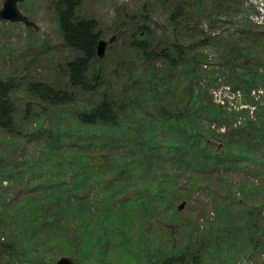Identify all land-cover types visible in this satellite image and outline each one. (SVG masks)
I'll use <instances>...</instances> for the list:
<instances>
[{"label": "trees", "instance_id": "1", "mask_svg": "<svg viewBox=\"0 0 264 264\" xmlns=\"http://www.w3.org/2000/svg\"><path fill=\"white\" fill-rule=\"evenodd\" d=\"M81 5L82 0L53 1L64 41L81 54L67 65L68 83L57 86L37 81L27 83L24 89L32 96L33 103H26L23 121L20 122L16 105L20 84L13 79H0V130L6 132L1 139L5 150L2 154L0 152V188L4 189L2 181H9L12 194L18 199L16 202L4 201V207L10 205L14 208L10 215H18L9 219L3 211L0 212V226H7V231L0 230V256H18L23 258L21 260H26L21 264H39L44 261L40 257L41 253L49 252L55 256L83 253L87 244L94 240V243L104 245L101 246L100 261L98 260L104 264H139L146 250L160 253L162 245L174 256L178 254L177 259L180 262L185 260V264H237L238 256L253 258L258 249L264 250V203L258 205L256 199L250 197L255 193V188L248 182L236 187L247 199L244 211L233 206L228 209V205L212 201L217 214L216 224L208 223L201 230L196 223L191 230L192 234H185L182 245L169 239V235L175 234V231L168 233L172 226H157L158 233L155 234L154 227L148 228L146 222L147 218L160 212L177 213L172 195H176L175 186L178 184L170 181L171 186H168L162 182L166 172L159 169V165L172 163L180 169L193 168L204 172L211 170L218 174L222 171H254V180L264 181V92L258 98L252 94L260 86L264 87V74L260 72L262 61L243 51L227 55L231 87L238 90L233 95L236 100L240 99V89H243L246 91L248 105L246 108H240L241 105L230 107L231 99L228 96L223 95L221 100L224 103H218L207 88H200L197 92L194 87L196 77L184 65L186 53L183 47L174 46V50L166 48L161 53L148 52L146 38H137L136 46L142 48L144 56L149 59L164 58L168 63L167 70L170 65L175 71H155L141 76L147 92L145 102L139 101V92L131 98H112L102 91L101 97L94 98L95 90L88 82L87 73L90 61L97 56L100 36L96 32V22L79 15ZM189 11L190 6L181 2L173 17H183ZM143 29L149 32V28ZM177 71H186V76L191 75L187 80V89L191 95L183 105L187 106L185 110L180 108L182 105L178 107V101L170 96L171 89L176 86ZM129 77L133 79L132 75ZM95 80H100L97 74ZM160 81L168 83L162 93L158 87ZM217 85L215 83L213 87ZM70 88H81L92 98L89 106L80 108L76 113L78 121L69 120L72 111L68 106L74 104L77 98ZM166 99L169 104L165 103ZM191 104L201 106L193 108ZM55 109H59L57 115L53 112ZM205 109L209 113L208 125L198 119V115ZM29 120L36 122L38 127L29 126ZM157 121L166 123L167 130L174 132L167 138L182 142L175 150L167 147L161 133L152 139L148 137L153 129L152 122ZM109 129L123 130L129 136L107 138L106 131ZM40 136L45 139L44 142L35 145V152H31L28 144ZM80 136L82 138L76 140ZM147 139L153 141L146 143ZM159 140H164V144L157 143ZM200 144L213 152L202 156L192 155ZM144 148L150 152L149 160H142L145 157ZM118 151H124L125 157L122 160L118 159ZM16 153L22 158L21 161L14 158ZM85 171L95 175L97 186L102 177L109 184L110 176L126 185H121L122 188L115 190V194H109H118L119 204L125 202L119 208L111 206L110 210V214L115 216L112 222L115 234L127 237L124 249L108 252L107 245L104 244L107 238L101 228L97 237L91 234L90 224L85 227L83 224V230L79 233L74 230L80 222L74 220L71 223L65 204L74 192L90 193L91 183L77 178L84 175ZM54 173L62 178L58 179L57 184L43 185L41 178L31 184L26 181L30 177L53 179ZM69 173L72 178L67 177ZM134 179L137 180L133 181ZM148 184L154 185L152 193L147 189H140ZM182 186L188 187L185 184ZM198 186L213 188L202 183ZM19 187L22 188L20 192L17 190ZM39 197L56 202L55 208L49 209L37 202ZM65 197L68 198L63 200ZM1 199L3 194L0 195V203ZM227 199L229 202H239L236 197H224L225 202ZM71 209L73 208H69V211ZM90 211L86 209V212ZM139 211H142V215L138 218ZM137 220L141 222V227L139 235L135 236L132 230ZM13 222L16 226H13ZM179 222L185 226L188 223ZM46 227L53 230L46 231ZM12 235L19 238L18 242ZM3 237H6L7 243L1 242ZM159 257H164V254ZM160 261L161 264H175L177 260ZM256 264H264V261Z\"/></svg>", "mask_w": 264, "mask_h": 264}, {"label": "rangeland", "instance_id": "2", "mask_svg": "<svg viewBox=\"0 0 264 264\" xmlns=\"http://www.w3.org/2000/svg\"><path fill=\"white\" fill-rule=\"evenodd\" d=\"M4 1L0 0V10ZM53 1L25 0L19 4V9L39 26L38 31L21 23L12 24L0 20V79H13L20 84L16 99L17 117L20 122L23 121L26 103H33L32 96L25 92V85L36 81L51 86L68 83L67 65L81 55L80 52L64 41ZM181 2L188 4L190 11L183 17L175 19L173 15ZM79 15L96 22V32L99 33L100 40L110 41L116 38L114 43L108 45L104 58L96 56L90 61L87 78L92 89L95 90L94 98L101 97L102 91L108 93V96L112 98H131L139 92V101L145 102L147 92L141 82V76L155 71H168V73L175 71L170 65L167 70L168 63L164 58L149 59L144 56L142 48L136 46L137 38H146L148 52L161 53L166 48L174 50V46L183 47L186 53L184 65L186 69L191 70V75L196 77L194 87L197 92L200 88H207L208 93L213 94L218 103H224L221 100L223 95L228 96L231 99L230 107L231 105H241L240 108H246L248 105H246V91L240 89L242 97L238 100L233 95V92L236 93L238 90L231 87L232 78L229 77L230 68L226 61L228 54L240 51L251 53L262 61L263 66L260 67V72L264 74V0H82ZM143 28H149V32ZM177 72L175 73L176 86L171 89L170 96L178 101V107L182 105L180 108L185 110L187 106L183 107V105L187 103V98L191 95L190 90L187 89V80L191 78V75L186 76V71ZM96 74L100 79L98 82L95 80ZM129 75H132L133 79ZM174 78L171 77V79ZM215 83L218 85L213 87ZM167 84L160 81L159 92L162 93ZM127 85L128 87H126ZM70 90L76 93L77 98L74 104L68 106L71 107L70 111H72L69 120L78 121L76 113L80 108L89 106L92 98L89 93L82 91L81 88H70ZM263 92L264 87L260 86L252 94L258 98L259 95H263ZM165 101L169 104L168 99ZM191 105L193 108L201 106ZM53 112L57 115L59 109H55ZM198 119L201 123L208 125L210 120L208 110L205 109L203 113L198 115ZM28 122L29 126L38 127L36 122L33 123V120ZM152 126L153 129L148 136L150 139L161 133L164 135L169 149L175 150L177 146L182 144L179 139L167 138L174 132L167 130L166 123L152 122ZM5 134V131L0 130L1 154L5 150L1 143ZM121 135L129 136V133L116 129L106 131L107 138ZM41 137H39L40 139L35 138V141L28 144V149L31 152H35L33 149L35 145L38 146L44 142L45 139H41ZM81 138L82 136L76 140ZM150 139H147L146 143L153 141ZM158 142L164 144V140ZM172 143L175 145H171ZM194 151L196 153L192 155L198 156L213 152L201 144ZM68 152L71 151L68 150ZM149 153L144 148L145 157L142 160H149L151 158ZM116 154L119 160L125 157L124 151H118ZM14 158L17 161L22 160L17 153ZM194 158L198 159V157ZM159 169L166 172L162 182L168 186H171L170 181L178 184L175 186L176 195H172L177 213L174 214L172 211L171 214L160 212L154 217L147 218L146 226L148 228L154 227L155 234L158 233L157 226H172L168 233L175 231V234L169 235V239L174 240L175 243L179 242L181 245L185 234H192L191 230L196 223L201 230L208 223L216 224L217 214L212 201L228 205V209L233 206L235 209L244 211L243 208H246L247 199L236 190L239 184L246 182L253 184L255 193L250 197L253 200L256 199L258 205L264 203V181L256 182L253 175L254 171H222L218 174L211 170L204 172L193 168L180 169L172 163L159 165ZM40 170L42 173V169ZM100 173H103V169L100 170ZM67 177L72 178L71 173ZM40 178L43 185L57 184L58 179H62L61 175L58 176L54 173L53 179L52 177L46 180L42 177H30L26 181H30L31 184ZM77 178L81 181H89L91 184L90 193L74 192L65 204V210L72 219L71 223L74 220L80 222L74 230L79 233L83 230V224L84 227L90 224L92 226L91 234H95L97 237L99 228H101L107 238L104 244L107 245L108 252L124 249L127 246V237H119L115 234L112 226L115 216L110 214V210L111 206L119 208L125 202L119 204V195L109 196V194H115V190L122 188L121 185H126L115 180L114 176H110L109 184L102 177L97 186L95 175L88 171H85L84 175L77 176ZM135 180L137 179L133 181ZM199 183L211 185L213 188L200 187L198 186ZM182 184L188 187H183ZM2 185L4 189L0 188V195L3 194L4 200L1 199L0 212L3 211L5 217L10 219L18 214L10 215L11 212H14V208H11L10 205L4 207V201L16 202L18 199L12 194L9 181H2ZM140 189H147L149 193H152L154 185L148 184L140 187ZM17 190L20 192L22 188L19 187ZM229 196L236 197L239 202H229L228 199L225 202L224 197ZM67 198L65 197L63 200ZM36 201L49 209L56 206V202L48 201L43 197L37 198ZM181 204L185 205L182 210L179 209ZM69 208L73 209L69 211ZM86 209L91 211L86 212ZM91 212L92 215H90ZM140 215H142V211L138 212L137 217L139 218ZM87 216L89 217L87 218ZM179 221L188 222L187 226ZM13 226H16L14 222ZM140 227L141 222L137 220L133 225L132 234L138 236ZM0 230L7 231V226L1 224ZM45 230L52 231L53 229L46 227ZM12 236L18 242L19 238ZM93 241L87 244L83 253H69V256L60 254V256H55L49 252L41 253L40 257L44 261L39 264H56L61 256L68 257L77 264H104L98 262V260L100 261L101 246L104 245ZM1 242L7 243L6 237H3ZM262 243L264 244V238ZM19 247L22 248V245L19 244ZM160 250V253H153L150 249L146 250L142 254L139 264H161L160 259H175L177 260L175 264L187 263L185 260L180 262L177 259L178 254L175 256L171 254L165 245H162ZM162 254L164 257H159ZM254 255L251 259L247 255L238 256L237 264H256L259 261H264V250L258 249ZM259 257L261 258L259 259ZM21 259L23 258L12 255L0 256V264H21L26 261ZM113 264L124 263L115 262Z\"/></svg>", "mask_w": 264, "mask_h": 264}, {"label": "water", "instance_id": "3", "mask_svg": "<svg viewBox=\"0 0 264 264\" xmlns=\"http://www.w3.org/2000/svg\"><path fill=\"white\" fill-rule=\"evenodd\" d=\"M25 0H5L2 9L0 10V20L9 22L12 24L21 23L28 28H33L38 31L39 26L29 19L20 9L19 4ZM116 38L111 39L110 41L100 40L97 47V57L104 58L106 55V49L109 44L114 43ZM185 207L184 204H181L179 209L182 210ZM56 264H77L72 259L68 257H61L57 260Z\"/></svg>", "mask_w": 264, "mask_h": 264}]
</instances>
